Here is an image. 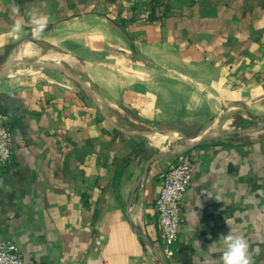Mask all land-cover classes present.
Here are the masks:
<instances>
[{
    "label": "crops",
    "instance_id": "crops-1",
    "mask_svg": "<svg viewBox=\"0 0 264 264\" xmlns=\"http://www.w3.org/2000/svg\"><path fill=\"white\" fill-rule=\"evenodd\" d=\"M0 116V239L29 264H218L229 227L264 264V129L197 142L264 116V0H0ZM177 156L165 256L154 201Z\"/></svg>",
    "mask_w": 264,
    "mask_h": 264
},
{
    "label": "built area",
    "instance_id": "built-area-1",
    "mask_svg": "<svg viewBox=\"0 0 264 264\" xmlns=\"http://www.w3.org/2000/svg\"><path fill=\"white\" fill-rule=\"evenodd\" d=\"M12 158L10 130L0 116V171H5ZM192 168L190 161L177 156L162 173L161 186L156 195L154 206L158 225L164 239L163 253L169 256L179 238L181 207L184 196L190 187ZM0 264H29L21 255L16 244L0 239Z\"/></svg>",
    "mask_w": 264,
    "mask_h": 264
},
{
    "label": "clouds",
    "instance_id": "clouds-1",
    "mask_svg": "<svg viewBox=\"0 0 264 264\" xmlns=\"http://www.w3.org/2000/svg\"><path fill=\"white\" fill-rule=\"evenodd\" d=\"M230 225L231 218H225ZM211 244L218 246V264H254L253 250L250 248L248 239L241 233L235 232L229 227L228 231L221 234ZM217 248H213V251Z\"/></svg>",
    "mask_w": 264,
    "mask_h": 264
},
{
    "label": "water",
    "instance_id": "water-1",
    "mask_svg": "<svg viewBox=\"0 0 264 264\" xmlns=\"http://www.w3.org/2000/svg\"><path fill=\"white\" fill-rule=\"evenodd\" d=\"M264 129V118L259 122V124L256 125H248L245 127H237L232 128L230 130H226L223 132H216V133H206L202 137H200L197 142H201L205 139H212V138H218L226 135H232V134H247V133H254L258 132L260 130ZM162 153L156 152L154 153L150 158H148L144 164L143 173L147 170L150 163L156 159L158 156H160Z\"/></svg>",
    "mask_w": 264,
    "mask_h": 264
},
{
    "label": "rangeland",
    "instance_id": "rangeland-1",
    "mask_svg": "<svg viewBox=\"0 0 264 264\" xmlns=\"http://www.w3.org/2000/svg\"><path fill=\"white\" fill-rule=\"evenodd\" d=\"M20 66L24 67L23 65H20ZM263 118H264V116H263ZM263 118H259V119L255 120V122H253V123L250 124V125H256V124H259V122H261V120H262ZM223 124H224L223 127L218 128V129H215V131L211 130V132H213V133H216V132H223V131L230 130V129L233 128V127L231 126V123H225V122H223ZM231 127H232V128H231ZM191 131H192V130H186V132H191Z\"/></svg>",
    "mask_w": 264,
    "mask_h": 264
},
{
    "label": "trees",
    "instance_id": "trees-1",
    "mask_svg": "<svg viewBox=\"0 0 264 264\" xmlns=\"http://www.w3.org/2000/svg\"><path fill=\"white\" fill-rule=\"evenodd\" d=\"M240 123H241V124H240L239 127H245V126L250 125V123H249L248 121H245V120H241Z\"/></svg>",
    "mask_w": 264,
    "mask_h": 264
},
{
    "label": "bare ground",
    "instance_id": "bare-ground-1",
    "mask_svg": "<svg viewBox=\"0 0 264 264\" xmlns=\"http://www.w3.org/2000/svg\"><path fill=\"white\" fill-rule=\"evenodd\" d=\"M156 142V141H155ZM159 142V141H158ZM157 144V143H156Z\"/></svg>",
    "mask_w": 264,
    "mask_h": 264
}]
</instances>
